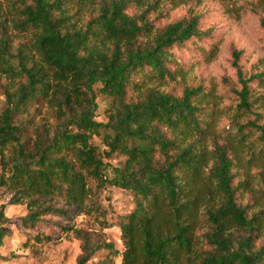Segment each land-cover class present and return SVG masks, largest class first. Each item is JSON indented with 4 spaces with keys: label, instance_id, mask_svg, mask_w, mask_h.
Segmentation results:
<instances>
[{
    "label": "trees",
    "instance_id": "1",
    "mask_svg": "<svg viewBox=\"0 0 264 264\" xmlns=\"http://www.w3.org/2000/svg\"><path fill=\"white\" fill-rule=\"evenodd\" d=\"M162 1L12 0L13 27L32 30L34 39L33 49L15 45L8 19H0V68L17 80L0 112V191L13 193L0 207V244L6 207L27 201L24 225L57 216L62 230L82 239L76 264H90L102 247L116 253L112 243H93L69 223L91 209L103 216L97 197L110 184L131 191L136 203L120 221L122 264H264V210L249 213L241 202L248 185L232 170L231 142L211 135L214 164L206 174L212 119L204 91L186 88L178 96L149 84L173 78V47L203 34L191 17L141 39L152 26L148 14ZM83 11L90 14L86 22ZM97 92L111 99L106 122L96 119ZM239 94L240 105L250 109L247 82ZM39 97L59 122L53 131L36 130L30 143L26 123L15 117ZM243 129L239 142L247 140ZM115 152L126 160L110 172L102 156ZM202 207L208 229L197 236Z\"/></svg>",
    "mask_w": 264,
    "mask_h": 264
},
{
    "label": "rangeland",
    "instance_id": "2",
    "mask_svg": "<svg viewBox=\"0 0 264 264\" xmlns=\"http://www.w3.org/2000/svg\"><path fill=\"white\" fill-rule=\"evenodd\" d=\"M11 2L0 0V9L7 13L5 18V14L1 15L0 12V19H8L9 32L15 45L26 43L33 49V31H20L12 25L11 19L17 15L11 8ZM148 16L152 26L141 36L143 40L154 37L168 24L180 19H198L202 36L177 44L172 49L175 63L170 67L174 77L154 78L149 84L161 92L178 96L186 88L199 87L204 91L202 104L208 107L207 119H212V131L205 141L210 151L206 174L214 164L212 136L219 143L231 142L234 146L232 170L237 174L236 180H246L248 185L243 195L240 194L241 202L248 205L249 213L264 210V154L260 153L264 143L259 141L264 129L257 128L264 127V0H163ZM89 18V12L83 11L81 22ZM16 81L0 68V112L7 106L6 91H12ZM243 81L247 82L249 88V100L252 102L250 109L240 105L239 93ZM137 96L136 92L135 98ZM110 101L109 97L98 93L97 120H109ZM15 121L26 123L24 135L30 143L36 138V130L45 132L48 127V130L53 131L59 122L52 115L47 102L40 97L29 103L25 113L17 114ZM240 126H244L242 132L247 134L244 142H239ZM92 141L105 147L99 135H94ZM102 158L108 163V171L111 172L112 167L124 165L126 155L115 152L104 154ZM12 194L0 191V207L9 201ZM97 201L102 213H105L103 216L91 209L76 214L69 223L88 232L93 243L109 242L117 250L115 253L108 248H100L92 256L90 264H122L120 253L125 246L120 221L135 208L134 195L127 189L108 184L101 190ZM204 210L205 207L200 210L197 236L208 229ZM28 213L27 201L6 207L8 220L1 225L6 234L0 244V264H76L83 252L82 239L73 230H62L61 219L57 216H45L35 225H24L22 218ZM37 234H41V240ZM46 235L52 238L47 239ZM262 242L260 239L259 244ZM201 244L202 239L199 237L198 246Z\"/></svg>",
    "mask_w": 264,
    "mask_h": 264
}]
</instances>
